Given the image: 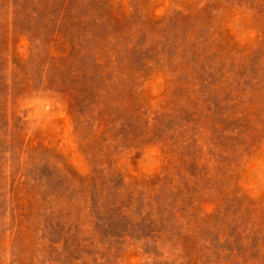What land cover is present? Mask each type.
<instances>
[{"label":"rangeland","instance_id":"374dc122","mask_svg":"<svg viewBox=\"0 0 264 264\" xmlns=\"http://www.w3.org/2000/svg\"><path fill=\"white\" fill-rule=\"evenodd\" d=\"M0 264H264V0H0Z\"/></svg>","mask_w":264,"mask_h":264}]
</instances>
